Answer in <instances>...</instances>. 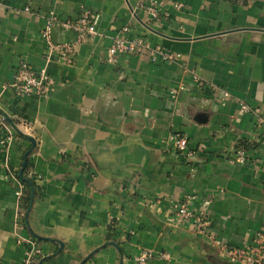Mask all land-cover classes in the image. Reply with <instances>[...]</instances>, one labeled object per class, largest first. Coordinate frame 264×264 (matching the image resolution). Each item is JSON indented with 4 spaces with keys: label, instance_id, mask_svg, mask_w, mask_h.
<instances>
[{
    "label": "crops",
    "instance_id": "crops-1",
    "mask_svg": "<svg viewBox=\"0 0 264 264\" xmlns=\"http://www.w3.org/2000/svg\"><path fill=\"white\" fill-rule=\"evenodd\" d=\"M155 1L157 19L140 0H0V110L15 127L0 154V264H21L30 238L38 264H134L142 250L148 264H231L193 226L169 222L172 204L191 195L192 209L210 219L208 235L227 246L264 232L263 129L237 105L264 117V0ZM82 9L99 15L97 35L75 45L73 65L54 55L46 62V20L54 18L55 43L73 44L60 23ZM117 36L142 37L179 59L108 62ZM22 61L54 79L47 97L16 99L5 89ZM175 134L187 137L190 155L171 148ZM240 141L249 147L234 164ZM24 160L36 193L20 218L17 184L6 175Z\"/></svg>",
    "mask_w": 264,
    "mask_h": 264
},
{
    "label": "built area",
    "instance_id": "built-area-1",
    "mask_svg": "<svg viewBox=\"0 0 264 264\" xmlns=\"http://www.w3.org/2000/svg\"><path fill=\"white\" fill-rule=\"evenodd\" d=\"M140 7L151 19H157L159 10L155 0H140ZM172 7L180 11L183 8L181 3H173ZM25 12H30L27 7ZM165 16H167L165 14ZM53 16L46 20V24L41 32V37L46 44L45 61L48 62L54 55L57 60L63 65H73L75 60V45L81 44L88 38L97 35V26L99 15L90 9H82L79 15L71 20H65L60 23L61 29L71 31L75 35V43H55L51 38V28L54 23ZM127 33V27L122 30ZM139 56L145 57L150 63H169L179 59L178 55H174L160 46H151L146 39L142 37L124 38L122 36L115 37L107 49L108 62H112L117 56ZM193 82L197 87H201L202 80L196 72H191ZM54 86V79L43 68L35 69L22 61L18 64L12 80L5 86L6 90L16 99L26 98H45L48 96ZM176 92L173 91V95ZM224 100L230 99V94L222 91ZM239 111L242 113H250L254 116L255 126L262 128L261 144L264 146V117L261 111L256 108H251L243 102L237 101ZM15 133L12 127L7 123L5 118L0 115V154L7 155L11 149ZM171 148L183 155H190L191 150L188 148L187 137L183 134H175L171 137ZM231 163L242 164L245 162L244 151L237 150L229 159ZM29 178L36 179V176L29 172ZM7 179H11L17 184L15 196L18 202L17 213L20 218L24 216L23 210V185L19 182L15 173L9 172L6 175ZM195 200V196H188L183 200L172 204V216L168 219L169 222L175 225L193 226L196 234L206 236L210 242L216 247L218 253L231 264H264V232L259 231L254 235L251 245L242 247H229L222 241L217 240L214 236L208 235L207 231L210 226V219L206 212H195L191 205ZM208 203H205L207 206ZM24 253L21 264H38L42 253L38 247L37 240L30 238L23 242ZM165 261L170 260L167 253H161L159 256ZM151 254L147 251H140L133 257L134 264H148Z\"/></svg>",
    "mask_w": 264,
    "mask_h": 264
},
{
    "label": "trees",
    "instance_id": "trees-1",
    "mask_svg": "<svg viewBox=\"0 0 264 264\" xmlns=\"http://www.w3.org/2000/svg\"><path fill=\"white\" fill-rule=\"evenodd\" d=\"M249 147V144L246 141H240L236 145V150H243L245 151ZM21 171V175L19 176V172ZM30 172V165L28 161H26V165L22 170L16 171L15 174L19 180V182L23 185L24 191H23V210H24V215L25 213L29 210L31 202L33 198L35 197L36 193V186L34 183L33 178H29L28 174ZM114 232L113 224L109 227V232H108V242L112 241V234Z\"/></svg>",
    "mask_w": 264,
    "mask_h": 264
},
{
    "label": "water",
    "instance_id": "water-1",
    "mask_svg": "<svg viewBox=\"0 0 264 264\" xmlns=\"http://www.w3.org/2000/svg\"><path fill=\"white\" fill-rule=\"evenodd\" d=\"M0 115L3 116V117L5 118V120L7 121V123H8L12 128L15 129V127H14L12 121H11V120L6 116V114H5L3 111H1V110H0ZM26 139L29 140V141L32 143V145H34V140H33L32 138H30V137L27 136ZM28 154H29V151L26 153L25 157H27ZM25 165H26V160H24V162H23V164H22V167H21V170L25 167ZM20 175H21V171L19 172V176H20Z\"/></svg>",
    "mask_w": 264,
    "mask_h": 264
}]
</instances>
